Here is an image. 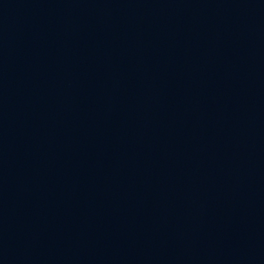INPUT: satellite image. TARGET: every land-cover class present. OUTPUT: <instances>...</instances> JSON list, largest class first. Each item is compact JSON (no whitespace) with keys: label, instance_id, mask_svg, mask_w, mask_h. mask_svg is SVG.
Here are the masks:
<instances>
[{"label":"water","instance_id":"water-1","mask_svg":"<svg viewBox=\"0 0 264 264\" xmlns=\"http://www.w3.org/2000/svg\"><path fill=\"white\" fill-rule=\"evenodd\" d=\"M0 264H264V0H0Z\"/></svg>","mask_w":264,"mask_h":264}]
</instances>
